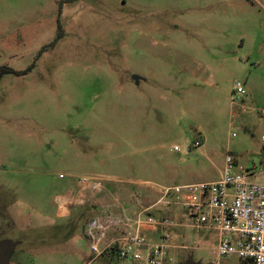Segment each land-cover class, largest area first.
I'll return each instance as SVG.
<instances>
[{"label":"rangeland","instance_id":"rangeland-1","mask_svg":"<svg viewBox=\"0 0 264 264\" xmlns=\"http://www.w3.org/2000/svg\"><path fill=\"white\" fill-rule=\"evenodd\" d=\"M60 2L0 0V244L8 264H131L84 240L98 198L215 182L228 155L264 171V0ZM188 218L174 264H248Z\"/></svg>","mask_w":264,"mask_h":264},{"label":"built area","instance_id":"built-area-1","mask_svg":"<svg viewBox=\"0 0 264 264\" xmlns=\"http://www.w3.org/2000/svg\"><path fill=\"white\" fill-rule=\"evenodd\" d=\"M232 92V102L240 101L246 94L239 82ZM259 117L264 123V109L259 111ZM260 141L264 145V126ZM200 145V141L194 142V147ZM172 150L177 152L179 148L174 146ZM261 173L264 171L237 170L234 159L228 155L217 181L165 189L160 200L148 210L162 203L175 204L187 212L195 228L214 227L219 232L218 259L236 256L248 264H264V180H255ZM141 224L154 231L171 225L166 219L157 220L149 215L131 219L124 214L108 213L87 219L83 235L96 257L111 254L131 264H174L169 255L170 235L165 234L157 243L150 242L139 234Z\"/></svg>","mask_w":264,"mask_h":264},{"label":"crops","instance_id":"crops-1","mask_svg":"<svg viewBox=\"0 0 264 264\" xmlns=\"http://www.w3.org/2000/svg\"><path fill=\"white\" fill-rule=\"evenodd\" d=\"M79 184H81V185L87 184V187H89V189L92 191V194H94L93 195L94 197H96L97 193H100L101 187L98 183L82 182ZM82 187L85 188V186H82ZM154 189H152V191H151L147 188L144 189L142 187L136 188V189L134 188V191L131 192L129 195V198L131 195H132V197L130 198L128 203H126L124 205V206H126V209L120 206L118 199L115 197L107 198L109 201H100L98 198L96 201H97V204L99 206H101V208H97L96 206H98V205L93 203L94 205H93V207H91L89 209V212L92 215L91 217H94L96 215L97 216L106 215V214L110 213V214L116 215V216H118L117 214H119L120 216L122 214H124L131 219H137L138 217L142 218L145 215H149V216L154 217L157 220H163V219L167 220L168 219V220H171L173 223L176 224V225L171 224L169 227L179 226L180 217L182 216V214L188 216L187 212H185L179 206H178L179 207V209H178L176 207L177 205H175V204L162 203V204L158 205L157 207H155L154 209L148 210L152 205H154V203H157L160 200V198L163 194V191H164V190H161L160 193H159V191H157L158 193H156V192H154ZM81 190H83V189H81ZM150 195H151V197H149ZM150 202H152V203H150ZM104 207H110L109 208L110 210L104 209ZM64 214H66V213H64ZM66 216H68V213ZM188 219L190 220V218H188ZM169 227H167L165 230L158 229V230L154 231L150 227L145 226L144 224L143 225L141 224V228H139L138 232L141 236L145 237L148 241L153 242V243H157L160 241L161 238H163V236L165 234H167V233L169 234V232H168ZM117 230H120V231L124 230L125 232L128 231V229H124V228H119ZM82 233H83V230H82ZM170 237H171V235H170ZM84 240H85V238H84ZM169 241H171V239ZM168 243L170 245V250L173 249L174 246L172 244H170V242H168ZM170 250H169V255H170Z\"/></svg>","mask_w":264,"mask_h":264},{"label":"water","instance_id":"water-1","mask_svg":"<svg viewBox=\"0 0 264 264\" xmlns=\"http://www.w3.org/2000/svg\"><path fill=\"white\" fill-rule=\"evenodd\" d=\"M133 81L137 84L139 78L136 76L132 77ZM10 246L8 244H0V264H8V251Z\"/></svg>","mask_w":264,"mask_h":264},{"label":"trees","instance_id":"trees-1","mask_svg":"<svg viewBox=\"0 0 264 264\" xmlns=\"http://www.w3.org/2000/svg\"><path fill=\"white\" fill-rule=\"evenodd\" d=\"M72 1H75V0H61V2H60V8L62 7L63 4L69 3V2H72ZM60 35H61V30L58 31V35H57V38L58 39L60 38Z\"/></svg>","mask_w":264,"mask_h":264},{"label":"bare ground","instance_id":"bare-ground-1","mask_svg":"<svg viewBox=\"0 0 264 264\" xmlns=\"http://www.w3.org/2000/svg\"><path fill=\"white\" fill-rule=\"evenodd\" d=\"M61 208H64V201H59Z\"/></svg>","mask_w":264,"mask_h":264},{"label":"flooded vegetation","instance_id":"flooded-vegetation-1","mask_svg":"<svg viewBox=\"0 0 264 264\" xmlns=\"http://www.w3.org/2000/svg\"><path fill=\"white\" fill-rule=\"evenodd\" d=\"M5 72H6L5 70L3 71V70L1 69V70H0V75L3 74V73H5Z\"/></svg>","mask_w":264,"mask_h":264}]
</instances>
